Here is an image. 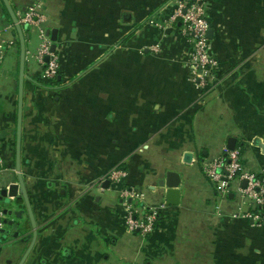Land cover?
I'll return each instance as SVG.
<instances>
[{
	"label": "crops",
	"instance_id": "obj_1",
	"mask_svg": "<svg viewBox=\"0 0 264 264\" xmlns=\"http://www.w3.org/2000/svg\"><path fill=\"white\" fill-rule=\"evenodd\" d=\"M176 1L186 0H8L18 20L42 4L60 64L44 81L38 29L23 27L20 174L37 231L23 264H264V207L253 223L243 182L220 196L203 171L233 138L244 170L264 177V0H202L218 63L205 89L185 65L180 21L166 24ZM1 28L13 45L0 62V191L16 181L19 75L2 0ZM168 172L180 178L177 205L158 186ZM124 190L140 196L129 204ZM125 204L159 209L149 236L126 229ZM31 232L26 220L24 238L0 243V264L20 262Z\"/></svg>",
	"mask_w": 264,
	"mask_h": 264
},
{
	"label": "built area",
	"instance_id": "obj_2",
	"mask_svg": "<svg viewBox=\"0 0 264 264\" xmlns=\"http://www.w3.org/2000/svg\"><path fill=\"white\" fill-rule=\"evenodd\" d=\"M181 23L180 34L191 45V52L186 60V67L189 70L191 81L199 89H205L217 81L216 71L218 63L212 55L207 31L210 24L206 18L202 0L176 1L171 14L166 19V24L174 26L177 21ZM21 26L36 27L41 39L40 46L36 52V60L42 67V78L44 81H55L60 64L55 53L51 52V42L45 36L43 24L46 21L42 10V4L36 3L27 8L24 15L18 20ZM7 29H0V62L4 58L7 48L13 45L12 41L3 39ZM224 155L210 161L203 166L206 177L213 184L216 193L225 196L233 183L246 182L245 186L238 188L242 192L244 199L254 206V211L246 215L253 223H259L260 215L258 208L264 207V177L256 176L244 170L240 153L238 150H223ZM3 161L0 157V166ZM123 171H112L108 178L115 180L124 178ZM140 195L132 190H124L122 199L138 198ZM124 224L130 232H139L141 235L149 236L157 223L160 215L159 209L153 208L147 212H137L131 206L125 204ZM160 205L159 208H163ZM1 216V211H0Z\"/></svg>",
	"mask_w": 264,
	"mask_h": 264
},
{
	"label": "water",
	"instance_id": "obj_3",
	"mask_svg": "<svg viewBox=\"0 0 264 264\" xmlns=\"http://www.w3.org/2000/svg\"><path fill=\"white\" fill-rule=\"evenodd\" d=\"M6 11L10 17L11 23L16 32L19 43V75H18V103H17V123H16V141H15V176L16 181L11 183L6 189L0 191V201L4 198L2 207H0V243L12 239V242H17L24 238L23 230L25 228L26 220L29 221L31 232V242L23 254L18 264H23L28 254L30 253L34 242L36 240V225L34 223L32 210L27 197V192L24 187V183L20 174V127H21V110H22V85L24 77V64H25V39L27 35L23 33V27L21 26L17 17L15 16L8 0H2ZM48 34V33H47ZM207 38H212V29H209L206 33ZM55 49V45L51 46V52ZM235 146V140L229 138L227 140V148L233 150ZM262 146V145H260ZM264 149V146H262ZM180 178L178 174L168 172L164 180L158 182L160 188H166V205H177L180 192L178 190ZM246 182H243V187ZM131 203V199L127 201ZM136 204V203H135Z\"/></svg>",
	"mask_w": 264,
	"mask_h": 264
},
{
	"label": "rangeland",
	"instance_id": "obj_4",
	"mask_svg": "<svg viewBox=\"0 0 264 264\" xmlns=\"http://www.w3.org/2000/svg\"><path fill=\"white\" fill-rule=\"evenodd\" d=\"M32 38H34V40H36V38H35V35L33 34V36H32ZM4 66H5V64H4ZM7 174L6 173H2V174H0V178L2 179V181L3 180H5L6 178H7ZM6 241V240H5ZM15 248V246L14 247H12V248H9V250H10V252L12 251V249H14Z\"/></svg>",
	"mask_w": 264,
	"mask_h": 264
},
{
	"label": "trees",
	"instance_id": "obj_5",
	"mask_svg": "<svg viewBox=\"0 0 264 264\" xmlns=\"http://www.w3.org/2000/svg\"><path fill=\"white\" fill-rule=\"evenodd\" d=\"M24 33H25V34H27V33H28V31H27V29H26V28L24 29ZM147 211H148V210L146 209L144 212H147ZM158 220H159V216L157 217V221H158Z\"/></svg>",
	"mask_w": 264,
	"mask_h": 264
},
{
	"label": "flooded vegetation",
	"instance_id": "obj_6",
	"mask_svg": "<svg viewBox=\"0 0 264 264\" xmlns=\"http://www.w3.org/2000/svg\"><path fill=\"white\" fill-rule=\"evenodd\" d=\"M0 207H2L1 203H0Z\"/></svg>",
	"mask_w": 264,
	"mask_h": 264
}]
</instances>
